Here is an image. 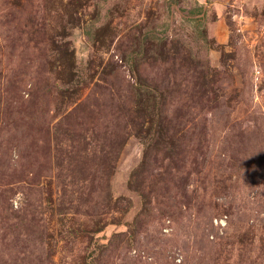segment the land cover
<instances>
[{
	"label": "rangeland",
	"instance_id": "1",
	"mask_svg": "<svg viewBox=\"0 0 264 264\" xmlns=\"http://www.w3.org/2000/svg\"><path fill=\"white\" fill-rule=\"evenodd\" d=\"M0 264H264V0H0Z\"/></svg>",
	"mask_w": 264,
	"mask_h": 264
}]
</instances>
